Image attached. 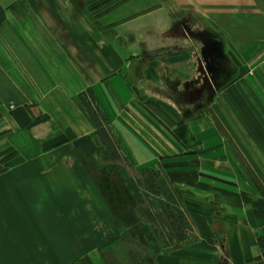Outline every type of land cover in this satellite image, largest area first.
I'll return each mask as SVG.
<instances>
[{"label": "crops", "instance_id": "0c3cea01", "mask_svg": "<svg viewBox=\"0 0 264 264\" xmlns=\"http://www.w3.org/2000/svg\"><path fill=\"white\" fill-rule=\"evenodd\" d=\"M103 3L0 0V264H105L119 236L85 164L102 147L74 98L83 92L123 155L160 166L164 200L186 219L171 248L152 226L155 264H264V187L217 131L220 98L240 128L264 129V0ZM51 42L83 81L74 95L51 72Z\"/></svg>", "mask_w": 264, "mask_h": 264}, {"label": "rangeland", "instance_id": "374dc122", "mask_svg": "<svg viewBox=\"0 0 264 264\" xmlns=\"http://www.w3.org/2000/svg\"><path fill=\"white\" fill-rule=\"evenodd\" d=\"M77 1L80 2V6L77 5V7L83 5V7L87 6L90 8L95 5V3H100L102 0ZM110 4L111 0H104L101 6L106 7V5ZM74 7L76 6L73 4L72 8ZM65 8H68L67 5ZM59 10L61 11V16H63L62 6L59 7ZM72 19L76 21V18L73 16ZM77 20V22L81 23L80 19ZM75 21L72 22V25L69 24V27H71L73 34L75 33L77 37H79L77 31L78 26L75 27ZM44 43L47 44L49 41L44 40ZM54 46L55 45L51 42V48H45L44 50V54L56 60V63L51 65V72L54 78L62 83L70 94L74 95L81 90L83 81L81 82L79 80L74 66H70L67 62H63L64 54L62 49ZM188 50H192V47ZM210 50L207 47H201L200 49L196 48V51L205 61L206 68L215 69L218 76L220 74V65L207 64L208 57H211ZM216 52H219V50L216 49ZM249 81L250 80H248V82ZM249 86L259 94V86L255 85V81L251 80ZM77 94L74 98L79 103L78 97L80 93ZM219 100L220 101L217 103V109L219 110L217 120H219L221 124H219L217 131L219 130L218 134L221 136H230L233 140L231 143L225 138L227 146L231 149L235 157L233 163L235 162L236 169L239 168L240 171H253V173L258 176L259 185L264 187V129L240 128L238 126L239 122L235 118L230 106L226 104L222 98ZM229 102L237 106L240 104V100L234 99V97H231ZM119 153L120 157L118 161H100L101 163L91 159H86L85 161L88 171H93L99 193L103 196L105 202L109 204V208L114 215L115 223L120 232L119 236L112 241L114 242L112 246L109 248L106 247L108 244L104 246L101 255L102 257L104 256L108 264H155L156 254L159 250V241L156 238L155 230L142 219H137L134 208L137 205L143 204L141 198L142 191L149 194L146 188L141 189V179L137 171L148 167H154L160 173L161 168L155 164L150 165V161L147 163L144 161H132L125 153L124 155L120 151ZM222 163L220 166L222 168L226 167L225 171H229L227 169L228 166ZM203 168L204 166L198 171H206L202 170ZM222 168H220L219 171H222ZM157 184L164 192V184L160 179L157 180ZM262 197H264L263 193L262 196L261 193H259V198ZM164 199L165 197H162L163 201H165ZM167 199L171 200L170 197Z\"/></svg>", "mask_w": 264, "mask_h": 264}, {"label": "trees", "instance_id": "16d2710c", "mask_svg": "<svg viewBox=\"0 0 264 264\" xmlns=\"http://www.w3.org/2000/svg\"><path fill=\"white\" fill-rule=\"evenodd\" d=\"M78 100L102 147L99 154L100 160L102 162L118 161L120 157L118 140L108 124L105 112L96 103L95 98L86 92L80 94ZM137 174L141 179V189L146 188L150 194L142 191L143 204L134 208L137 219L140 218L156 228L158 239L163 246L175 247L187 237L189 227L186 219L181 214L176 213L168 202L162 201L164 193L157 184L160 177L159 171L154 167H148L137 171ZM113 243L106 247L109 248ZM102 258L104 263L108 264L104 256Z\"/></svg>", "mask_w": 264, "mask_h": 264}]
</instances>
